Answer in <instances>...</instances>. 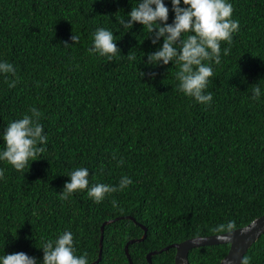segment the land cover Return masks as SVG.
<instances>
[{"label": "trees", "instance_id": "trees-1", "mask_svg": "<svg viewBox=\"0 0 264 264\" xmlns=\"http://www.w3.org/2000/svg\"><path fill=\"white\" fill-rule=\"evenodd\" d=\"M140 2L0 0V62L16 73H0V152L7 126L33 107L47 137L38 145L46 151L21 171L0 160V256L23 252L43 264V245L68 231L76 254L93 264L104 223L118 219L104 228L96 264H130L126 246L143 237L142 226L147 238L129 253L133 264H149L152 252L225 234L214 229L230 221L243 228L264 214V0H227L239 29L231 44L221 43V63L211 62L210 105L179 91L176 61L148 63L163 38L153 44L142 24H120ZM163 3L171 25L172 2ZM98 28L113 33L120 53H90ZM73 34L80 37L75 45ZM258 84L261 95L253 99ZM81 167L89 188L118 186L125 176L132 183L100 203L88 189L61 199ZM229 249L196 248L190 264H220ZM175 256L171 248L152 264H175ZM245 257L264 264V234Z\"/></svg>", "mask_w": 264, "mask_h": 264}, {"label": "clouds", "instance_id": "clouds-1", "mask_svg": "<svg viewBox=\"0 0 264 264\" xmlns=\"http://www.w3.org/2000/svg\"><path fill=\"white\" fill-rule=\"evenodd\" d=\"M175 13L174 22L167 24L169 9L163 0H141L137 6L132 7L128 20L121 19L120 24L131 29L133 24L139 23L154 34L152 40L156 44L163 38L162 47L153 54H147L150 65H159L163 62L168 65L176 61L179 70L176 78L179 81V91L185 96L194 98L201 104L210 105L213 99L209 92L205 94L209 79L214 72L211 62L221 63V43L231 44L232 35L239 29V21L232 19L233 7L227 0H171ZM155 6V7H153ZM160 22V23H158ZM163 25V26H161ZM187 34L184 39L182 35ZM73 44L79 42V35H72ZM94 46L90 53H98L100 56L111 58L120 50L114 42L111 31L98 28L94 33ZM176 45H179L177 47ZM69 47L67 43L64 45ZM228 55L230 48L223 50ZM129 60H135L131 52L127 55ZM208 63H205V62ZM0 73L11 74L15 77L13 65L0 62ZM143 76V73H141ZM8 86H16L17 80L7 81ZM261 89L259 84L252 86V98L259 99ZM31 115L11 122L4 131V150L0 152V160L6 161L16 170H23L30 160L36 161V157L46 151L38 145L46 144L47 137L43 135V127L40 124L41 113L35 107L29 110ZM123 164V161H120ZM4 177V171L0 170V179ZM70 182L65 183L61 199H67L72 193L88 189L87 195L96 203L104 200L106 194L123 191L132 180L127 176L122 177L118 186L95 184L89 188V171L87 168H77L70 173ZM115 207L117 202L112 201ZM236 225L234 221L217 226L214 231L220 233H232ZM255 227V224L252 225ZM251 228L246 229L250 231ZM220 241L230 239L228 235H218ZM43 264H88L87 254L78 256L74 247V238L71 232H64L55 241H47L43 247ZM0 264H37L33 257L23 252L0 256ZM241 264H249L248 257H243Z\"/></svg>", "mask_w": 264, "mask_h": 264}, {"label": "water", "instance_id": "water-1", "mask_svg": "<svg viewBox=\"0 0 264 264\" xmlns=\"http://www.w3.org/2000/svg\"><path fill=\"white\" fill-rule=\"evenodd\" d=\"M116 220L107 221L104 223L102 227L100 255L96 263H99L102 260L104 228L105 226L114 223ZM253 224H255V227H252ZM248 228H251V230L246 231V229ZM142 229L144 230L143 237L141 239L131 241L126 246V256L130 264H133V261L129 253V245L134 244V243L143 242L147 238V229L144 226H142ZM263 234H264V214L243 228L233 230L232 233L220 234V235L230 236V239L227 241L218 240L217 239L218 235L211 236V237L193 238L185 242H182L180 244H175L170 247H167L160 252H157V251L152 252L148 255L147 259H148L149 264H152L153 256L157 255L158 253L168 251L172 248L176 250L175 264H190L189 255L192 250L196 248H201V247L219 246V245L228 244L230 245L229 252L220 264H241L243 257L247 255V253L252 248V246L261 238ZM96 263H93V264H96Z\"/></svg>", "mask_w": 264, "mask_h": 264}]
</instances>
